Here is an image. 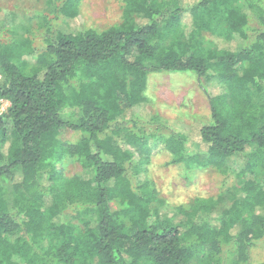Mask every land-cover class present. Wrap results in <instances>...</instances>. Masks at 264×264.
<instances>
[{
	"label": "trees",
	"instance_id": "16d2710c",
	"mask_svg": "<svg viewBox=\"0 0 264 264\" xmlns=\"http://www.w3.org/2000/svg\"><path fill=\"white\" fill-rule=\"evenodd\" d=\"M79 1L49 0L37 47L30 25L0 43V264H249L264 245V0H123L121 25L57 30ZM155 72L218 86L202 84L194 140L139 116ZM155 148L235 182L168 206L147 176ZM64 157L80 171L63 177Z\"/></svg>",
	"mask_w": 264,
	"mask_h": 264
},
{
	"label": "rangeland",
	"instance_id": "374dc122",
	"mask_svg": "<svg viewBox=\"0 0 264 264\" xmlns=\"http://www.w3.org/2000/svg\"><path fill=\"white\" fill-rule=\"evenodd\" d=\"M54 5L49 0H0V43L22 32L28 25L34 34V46L42 41L43 29L39 27L41 15L52 16ZM123 0H80L78 17L71 22L59 19L54 22L57 30L72 32L84 28L102 32L110 27L123 24ZM7 26V24H10ZM7 26V28H5ZM24 36H27L26 34ZM204 86L217 92L218 86L213 80L205 82L189 73L168 74L155 72L148 76L145 95L147 104L140 109L139 116L147 121L150 115H157L165 120L169 129L180 133H188L191 140L196 137V127L202 121H207L210 115L209 103ZM9 102L3 100L0 113L6 111ZM141 131L150 133L152 128L144 126ZM80 134L73 129H61L57 133L58 141L63 145H73ZM147 176L161 199L171 207L186 205L195 198H215L230 188L234 178L230 174L217 172L211 166L193 167L185 164L171 163V156L161 148H155L146 166ZM63 177H70L80 171V166L69 158L64 157L59 166ZM10 189V185L6 186ZM9 196V193L6 192ZM66 220L71 219L73 213H65ZM227 256V255H226ZM231 260L232 255L227 256ZM249 264H264V245L250 251Z\"/></svg>",
	"mask_w": 264,
	"mask_h": 264
}]
</instances>
